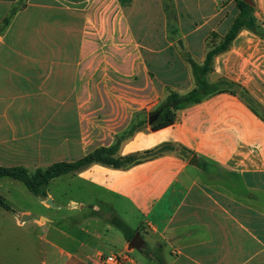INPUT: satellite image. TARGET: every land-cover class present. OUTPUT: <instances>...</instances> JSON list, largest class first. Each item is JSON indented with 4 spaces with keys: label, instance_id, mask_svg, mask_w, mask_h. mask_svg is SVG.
I'll list each match as a JSON object with an SVG mask.
<instances>
[{
    "label": "crops",
    "instance_id": "0c3cea01",
    "mask_svg": "<svg viewBox=\"0 0 264 264\" xmlns=\"http://www.w3.org/2000/svg\"><path fill=\"white\" fill-rule=\"evenodd\" d=\"M248 1L0 0V167L33 173L118 141V157L159 150L54 178L43 198L0 178V264H264V0ZM238 19L206 75L238 91L152 131L149 114L196 89L194 66ZM65 177L82 199L54 196Z\"/></svg>",
    "mask_w": 264,
    "mask_h": 264
},
{
    "label": "trees",
    "instance_id": "16d2710c",
    "mask_svg": "<svg viewBox=\"0 0 264 264\" xmlns=\"http://www.w3.org/2000/svg\"><path fill=\"white\" fill-rule=\"evenodd\" d=\"M243 7L245 10L249 8L244 3H241L239 5V8L242 10ZM7 23L8 19L4 20L3 27H5ZM242 25H244V22L238 19L234 23L230 32L223 39L222 44L217 48H214L207 54L204 65L201 67L194 66V75L196 78L197 85L196 89L192 90L189 94L183 97L171 95L166 103L173 102L176 103V106L166 110L160 120L150 126V129L152 131H156L170 126L174 122L175 110L181 109L189 104L199 102L202 98H204L207 94L214 90L223 88L226 90H230L231 93H236L238 91L237 87L234 84H231L225 80H220L217 83V86H210L206 81V75L211 71V60L213 56L225 51L228 48L231 40L237 33L239 27ZM251 28L252 30H255L253 26H251ZM241 94L243 98L251 106H253L250 99L244 93ZM135 130L136 126L133 125L130 128L128 135H132ZM118 145L119 141L116 142L115 145L110 147L97 148L79 160L72 162H58L44 170L38 169L33 173H29L28 170L23 167H0V178L9 177L16 179L22 182L24 186L28 189V191H30L33 195L43 198L45 196V187L52 179L57 178L59 176L81 172L92 164H101L114 169L128 168L132 165L141 163L142 161L147 160L159 153V150H153L139 154L118 157L116 156ZM140 155L142 157H139ZM0 206L7 210L10 209L9 206L1 198ZM119 228L124 232L125 229L123 226H119ZM129 239L130 238H127V240Z\"/></svg>",
    "mask_w": 264,
    "mask_h": 264
},
{
    "label": "rangeland",
    "instance_id": "374dc122",
    "mask_svg": "<svg viewBox=\"0 0 264 264\" xmlns=\"http://www.w3.org/2000/svg\"><path fill=\"white\" fill-rule=\"evenodd\" d=\"M36 91L37 90L35 89L34 92H36ZM139 157H142V156L140 155ZM66 178L67 177H65L63 179V182L62 183H59L58 185H55V186H53L51 188L54 196L56 198H58L59 195H66L68 197L75 198V200H79V198L82 199L83 195L82 194H79L77 192V190L74 189V186L73 185L68 184V181H67ZM21 186H23V185L21 184ZM24 190L26 192H28L25 187H24ZM34 198H35V196H34ZM21 204L29 207L31 209V211H33V213H43L44 212L40 208V206L36 203V201L30 202V201H24V200H22L21 201ZM64 205H66V203ZM119 215H120L119 217L121 219H123L128 226H131L132 228H136L137 227V224H136L138 222V220H137L138 217L137 216H134L133 214H128V216H124V215H122L120 213H119ZM114 224H116V226L119 227L121 223L120 222H117V219H114ZM131 257H133L134 259H136V261H138L137 260V258H138L137 253L136 254H132Z\"/></svg>",
    "mask_w": 264,
    "mask_h": 264
},
{
    "label": "water",
    "instance_id": "95a60500",
    "mask_svg": "<svg viewBox=\"0 0 264 264\" xmlns=\"http://www.w3.org/2000/svg\"><path fill=\"white\" fill-rule=\"evenodd\" d=\"M245 3L247 4H250V2L248 0H244ZM174 106H176V103H173V102H168V103H165L163 104L162 106H160L157 110L151 112L149 114V117H148V124L151 126L153 125L155 122L159 121L160 118L162 117V115L164 114V112L170 108H173ZM47 204L49 205H53L51 200H47L46 201ZM39 219L38 217L36 216H30V217H22L21 220L24 221V220H28V219ZM44 220V218H41Z\"/></svg>",
    "mask_w": 264,
    "mask_h": 264
},
{
    "label": "built area",
    "instance_id": "2783aa9c",
    "mask_svg": "<svg viewBox=\"0 0 264 264\" xmlns=\"http://www.w3.org/2000/svg\"><path fill=\"white\" fill-rule=\"evenodd\" d=\"M128 258L125 254L118 256H105L101 259L100 264H126Z\"/></svg>",
    "mask_w": 264,
    "mask_h": 264
}]
</instances>
